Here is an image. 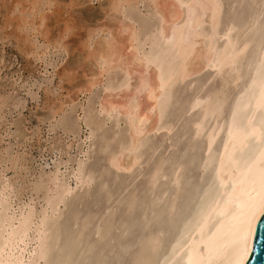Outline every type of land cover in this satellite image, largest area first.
Masks as SVG:
<instances>
[{
    "label": "bare ground",
    "instance_id": "bare-ground-1",
    "mask_svg": "<svg viewBox=\"0 0 264 264\" xmlns=\"http://www.w3.org/2000/svg\"><path fill=\"white\" fill-rule=\"evenodd\" d=\"M241 1L222 23V0H105L113 28L54 8L53 37L44 13L59 3L5 2L22 55L78 49L96 72L80 103L50 100L51 167L0 145V264L246 263L264 208V0ZM19 107L3 95L0 119Z\"/></svg>",
    "mask_w": 264,
    "mask_h": 264
},
{
    "label": "rangeland",
    "instance_id": "rangeland-1",
    "mask_svg": "<svg viewBox=\"0 0 264 264\" xmlns=\"http://www.w3.org/2000/svg\"><path fill=\"white\" fill-rule=\"evenodd\" d=\"M53 1L59 3V5L46 9L44 13L47 15L44 22L46 26H41V30L44 27V30H46L50 37L55 36L63 24L62 21L55 22L57 15L53 12L54 8L56 10H61L62 8L64 13L63 19L71 18L70 21L72 20L75 23L83 19L86 25L90 27H94L98 23H105L112 28L114 26L113 22L105 19L104 12L100 8V4H103L105 0H71L73 3H78L71 6L72 2L70 0ZM5 2L11 3L12 0H0V98L3 95L9 94V96L19 101L20 107L5 112L1 117L0 145L6 141L13 143L12 153L14 156L19 155L24 160L25 166L30 170L38 168L39 165H45V168L48 169L52 165V155L47 152L48 146L46 145L49 144L51 138L59 135L58 131L54 133L46 132V121L52 115V108L49 107V103L52 100L58 102L68 99L75 100L77 104L80 103L83 100V95H79L76 98V89L78 86L84 84L85 79L81 77V74L84 73L90 76L96 72V66L88 59H84V53L78 49L69 50L68 53L48 49L41 59L22 55L16 49L17 43L13 37L15 32L11 33L13 27L9 26L6 29L3 27ZM239 2L243 3L241 0H222V23L232 16L234 12L236 14L240 12L241 5L243 7V4ZM143 14L144 8L139 7L138 15L142 17L144 16ZM73 32H76L77 36L73 35L74 33H70L64 40L71 47H77L78 38H83L84 30L74 29ZM112 34L115 36L114 31H112ZM102 38V33H99L92 47L99 40H102ZM41 42L40 36H38L37 43L39 44L37 45H41ZM62 69L75 72L78 77L70 84L59 82L57 73ZM203 76L200 75V77ZM217 81L218 78L212 79V85L216 84ZM56 85L59 87H56ZM184 87H186L185 84L182 85V91L181 89L180 91L185 94ZM72 117L75 118V113H72ZM8 125L9 133L11 134L9 138L4 133ZM106 127L109 128V124ZM78 131L80 135H83L85 132L81 125H79ZM61 137L65 144L74 141L71 137H65L64 135ZM156 137L158 138L159 136ZM9 173L10 170L7 171V175Z\"/></svg>",
    "mask_w": 264,
    "mask_h": 264
},
{
    "label": "water",
    "instance_id": "water-1",
    "mask_svg": "<svg viewBox=\"0 0 264 264\" xmlns=\"http://www.w3.org/2000/svg\"><path fill=\"white\" fill-rule=\"evenodd\" d=\"M248 257L245 264H264V208L247 237Z\"/></svg>",
    "mask_w": 264,
    "mask_h": 264
}]
</instances>
